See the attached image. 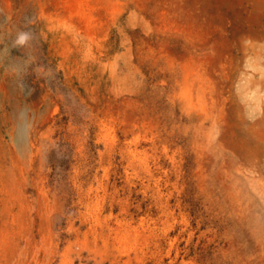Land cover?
Listing matches in <instances>:
<instances>
[{"label":"rangeland","instance_id":"rangeland-1","mask_svg":"<svg viewBox=\"0 0 264 264\" xmlns=\"http://www.w3.org/2000/svg\"><path fill=\"white\" fill-rule=\"evenodd\" d=\"M261 71L264 0H0V264H264Z\"/></svg>","mask_w":264,"mask_h":264},{"label":"bare ground","instance_id":"bare-ground-1","mask_svg":"<svg viewBox=\"0 0 264 264\" xmlns=\"http://www.w3.org/2000/svg\"><path fill=\"white\" fill-rule=\"evenodd\" d=\"M252 44H253V43H252ZM259 49H260V48H259ZM261 54H262V53H261ZM257 55H258V54H257ZM248 58H249V57H248ZM246 60H247V59H246ZM257 61H258V60H257ZM260 61H261V60H260ZM247 62H248V61H247ZM251 62H252V61H251ZM248 63H249V62H248ZM248 65H250V64H248ZM251 65H253V66L256 67V68L258 67V66H257L258 63L254 62V61L251 63ZM253 66H252V67H253ZM259 66H260V65H259ZM260 68H261V67H260ZM262 68H263V67H262ZM249 69H250V68H249ZM257 69H258V68H257ZM255 70H256V69H255ZM253 72H254V71H253ZM263 73H264V72L261 71V74H263ZM250 75H251V74H250ZM255 75H256V74H255ZM243 77H244V76H243ZM263 77H264V76H263ZM250 80H251V79H250ZM240 82H241V81H240ZM245 82H246V81H245ZM242 83H243V82H242ZM245 84H246V83H244V85H245ZM258 84H259V83H258ZM248 87H249V86H247V88H248ZM254 87H255V86H254ZM256 87H258V86H256ZM247 88H246V89H247ZM260 90H261V89H260ZM241 91H242V90H241ZM248 91H249V90H247V92H248ZM254 91H255V90H254ZM247 92H246V93H247ZM256 92H257V91H256ZM241 93H242V92H241ZM246 93H245V95H243V93H242V95L244 96V99H245V97H247V96H246ZM249 93H250V92H249ZM261 93H262V92H261ZM247 94H248V93H247ZM254 94H256V93H254ZM257 94H259V93H257ZM252 95H253V94H252ZM260 95H261V94H260ZM254 96H255V95H254ZM242 98H243V97H242ZM248 98H249V95H248ZM248 98H246V99H248ZM254 98H255V97H254ZM263 98H264V97H262V100H263ZM250 99H252V98H250ZM250 101H251V100H250ZM246 103H247V102H246ZM247 104H248V103H247ZM258 104H259V102H258ZM248 105H250V104H248ZM252 105H253V104H252ZM256 106H257V107H255V108H260V107H258L257 104H256ZM248 108H249V107H248ZM253 108H254V107H253ZM253 108H251V109H253ZM246 109H247V107H246ZM258 110H259V109H258ZM250 111H251V110H250ZM262 111H263V109H262ZM252 113H255V111L252 110ZM252 113H251V114H252ZM253 115H255V114H253ZM249 131H250V130H249ZM260 138H261V137H260Z\"/></svg>","mask_w":264,"mask_h":264},{"label":"clouds","instance_id":"clouds-1","mask_svg":"<svg viewBox=\"0 0 264 264\" xmlns=\"http://www.w3.org/2000/svg\"><path fill=\"white\" fill-rule=\"evenodd\" d=\"M30 39V35L29 33H26V32H21L18 37H17V40H16V43L18 45H25Z\"/></svg>","mask_w":264,"mask_h":264}]
</instances>
